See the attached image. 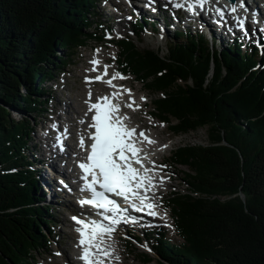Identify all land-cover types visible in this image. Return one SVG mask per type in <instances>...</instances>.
<instances>
[{"label": "trees", "instance_id": "16d2710c", "mask_svg": "<svg viewBox=\"0 0 264 264\" xmlns=\"http://www.w3.org/2000/svg\"><path fill=\"white\" fill-rule=\"evenodd\" d=\"M99 2L0 0V264H31L48 243L53 212L40 206L46 196L26 163L32 115L50 107L44 84L91 40H105L93 20ZM143 24L132 23L139 39ZM172 37L165 56L130 36L116 42L121 68L156 97L153 114L177 136L204 128L210 136L170 157L187 167L186 190L166 200L182 242L165 229L151 232L157 264H264V48L240 39L218 48L182 29Z\"/></svg>", "mask_w": 264, "mask_h": 264}, {"label": "rangeland", "instance_id": "374dc122", "mask_svg": "<svg viewBox=\"0 0 264 264\" xmlns=\"http://www.w3.org/2000/svg\"><path fill=\"white\" fill-rule=\"evenodd\" d=\"M123 0H100L99 2V10L98 15H93V20L100 21V28L99 32L102 33L105 37L104 42H97L95 40H91L86 47H83L80 49L76 60L73 62V64L70 67H66L65 70L61 71V73L57 76L55 81H51L49 83H45L44 86L48 87L50 91L52 92L50 95V107L48 108V111L45 113L42 117H35V114L32 115L33 118H35V131L32 136V146L34 147L36 144L38 145L39 151L38 154L35 152L34 149L31 151H28L30 157L35 158L37 157L38 160V166L40 169L41 164L44 162L45 158V152L43 151L45 147H47L50 150V146H46V142L49 144H54L56 142V139L53 138V132L56 133H66V128H69L67 124V119L70 118V116L74 117V120L76 124L80 125L77 127L78 133L81 135L86 132L85 129L83 130V124L82 119L78 118L77 115H73L72 112H69L66 105H70L69 97L70 95L76 97H80L81 94H83L87 97L86 103L90 102V100H93L91 102H94L97 100L98 95L100 93V86H94L90 84V78L86 76L87 73L91 70L92 65V59H95L96 57H99L101 60L105 61L109 67L113 68V70H116L117 68H120V65L118 63V47L114 42H111L109 40L113 39L114 41H117L119 38H122L125 36V33H127L129 36L134 38L136 44L141 50L151 49L158 51L162 56L167 55V47L169 41L172 40V32L169 33V36H167V40L165 38H162L160 35H152L153 29H152V18L145 16L144 21L147 24V26L150 28L147 32H144V35H141V39H138L135 35L131 33V20H134L136 17L133 16V10L130 9L129 13H124V16L120 17L121 11L117 8H120V2ZM256 3H258V0H254ZM128 0H126V3ZM119 5V6H118ZM128 8H131L129 5ZM120 12V13H119ZM132 15V16H131ZM168 16H172L173 20L175 21L174 16L169 13ZM99 17V18H98ZM120 17V18H119ZM168 18V17H167ZM117 20H121L120 24L117 23ZM139 20V18L137 19ZM253 20V19H248ZM151 25V26H150ZM95 26V25H94ZM158 29L161 32V27L163 26L162 23L158 24ZM262 24L256 23L254 27L249 23H244L242 26V37L249 36L251 39V42H254L253 39H255V42L257 43V40L261 34L264 32V28L261 30ZM200 28V26H198ZM196 27L187 28V26L182 25L181 28L186 30L191 29L192 33L199 31L200 29ZM123 28L119 31V29ZM157 29V28H156ZM171 29V28H170ZM170 29L167 27L166 32L170 31ZM124 31V33L122 32ZM209 36V34H207ZM254 35V36H253ZM225 36V35H224ZM230 40L231 37H228ZM228 38H225V42L223 45H227ZM217 39V47L221 48L223 45L219 44L222 43ZM247 41V40H246ZM102 53V54H101ZM107 60V61H106ZM86 64V65H85ZM88 64V65H87ZM84 66V67H83ZM117 67V68H116ZM88 69V71H87ZM84 71H87L86 73ZM85 73V74H84ZM84 74V76H82ZM79 77V78H78ZM124 77L123 81H125L128 84H123L124 87H128L127 85L133 84L134 90H130V93L133 94L135 91V97L139 101V106L135 104L133 108H131V111L124 112L122 116L128 117L129 121L131 119V123L133 122L138 126V128H143L142 130H147L148 132H151V127L147 125V123H153L155 125V128H153V131H158V135L160 139H162L166 144H164V148H167V151H163V149L159 150L160 156L158 161L161 164H158L159 170H163L164 173L161 175V180L164 182H161L159 186L157 187L158 191L161 190V194H159L153 201L157 205V215L159 218V227L165 226L167 227V233L168 237L175 239L176 241L182 242V239L180 237H177L176 231L172 218V212L169 208H166L164 205V201L167 199L168 195L174 192H184L186 190V184L183 181L184 174L183 171L187 169V167L183 166H172L169 162V158L172 156L170 149L173 146V149L175 150L178 146L184 145V144H203L207 145L210 140L208 128L201 129L197 132H192L190 134L184 135V136H174L171 129L168 128V124L161 123V119H155L151 111H153L154 104L152 102L153 98H156L155 96H152V93L147 90L143 86V83L141 81H136L135 76L132 74L122 76ZM129 77V78H128ZM109 78V77H108ZM80 80V81H79ZM82 86V87H81ZM99 87V88H98ZM93 88V89H92ZM99 89V90H98ZM96 90V91H94ZM92 92H95L97 94L91 95ZM99 93V94H98ZM97 95V96H95ZM161 96V93L156 94ZM153 97V98H152ZM93 98V99H92ZM144 98V99H142ZM81 99V97L79 98ZM96 99V100H95ZM132 102L135 103L134 98H132ZM142 107V113H138L139 109ZM137 107V108H136ZM140 107V108H139ZM85 113V107L83 108ZM132 114V112L138 113L135 118L130 116L129 113ZM128 113V114H127ZM127 114V115H126ZM88 115V113H87ZM141 116V117H140ZM12 117H16L17 119L21 118V115H18V113L12 115ZM138 117V118H137ZM81 120V121H80ZM134 120V121H133ZM81 122V123H79ZM145 124H144V123ZM51 123V125L49 124ZM143 124V125H142ZM148 127V128H147ZM53 128L55 129L53 131ZM168 128V130H167ZM60 135V134H59ZM74 141V140H71ZM73 143V142H72ZM170 143V144H169ZM167 146V147H166ZM52 150V149H51ZM55 150V149H54ZM34 151V152H33ZM57 151H61V148H59ZM162 152V153H161ZM36 155H35V154ZM28 165H30L32 162L27 161ZM73 168V167H72ZM72 168L64 169L65 172L67 171H73ZM66 174V173H65ZM42 176V174L38 173L36 174V178ZM165 179V180H164ZM44 191V190H43ZM45 193V192H44ZM46 196V194H45ZM244 197V195L242 194ZM47 198V197H45ZM233 198L230 197H221L223 201L229 200ZM69 199V197H68ZM59 200H55L53 202L46 201L43 202L40 206H50L52 207L53 213H50L49 217L52 220L53 227H50L52 232H47V238L48 243L45 245V249H42L36 256V259L32 261L31 264H67L71 263L70 260V246L68 244H73L74 241L70 238L71 232H73V226L70 219V214L75 209V207H65L62 204L58 203ZM39 204V203H38ZM67 222V223H66ZM75 237V236H74ZM121 239V240H120ZM123 239V240H122ZM117 245L114 247H111L109 251H112V253H116L119 250L123 252H127V254L121 255V258L125 261L126 264H145L144 261V255H148L151 257L152 261L150 264H157V261L159 260V255L157 254L156 250L154 249V238L146 236L143 230H135V229H121L120 230V236L117 240ZM120 246V248L118 247ZM118 247V248H116ZM125 257V258H124ZM52 260V261H51ZM121 263V261H120Z\"/></svg>", "mask_w": 264, "mask_h": 264}, {"label": "snow or ice", "instance_id": "6c2138e0", "mask_svg": "<svg viewBox=\"0 0 264 264\" xmlns=\"http://www.w3.org/2000/svg\"><path fill=\"white\" fill-rule=\"evenodd\" d=\"M206 2L210 0H195V5L201 9ZM175 7H183L181 4H176ZM194 11V7H193ZM235 11V8H233ZM94 63H99L94 61ZM105 74L107 72L105 71ZM117 77L123 79L124 77ZM115 78V77H114ZM102 79V77H97ZM110 84L111 81H108ZM144 99V98H142ZM128 107H132L131 104ZM90 111H93L91 123L89 127L94 129L89 133V138L92 141L90 144V154L87 156V161L90 163H81L79 167L84 170L87 176L95 178L94 183H98L104 191L97 192L92 184L88 187L92 189L93 199L81 201L82 204H92L94 207L104 209L106 212L118 213L121 209L117 202L109 199L105 193H114L116 196L124 197L128 200L129 197H135L143 204L146 197L141 196L138 189L145 186L144 182L151 185L152 178L147 175L149 169H144L141 173L140 169L133 167L132 158H136L141 149L135 147L131 137L136 134L134 128H129L123 123V119L117 116L119 105L113 104L108 96L99 97L97 103L91 105ZM144 139H148L143 132L138 134ZM155 143V141H149ZM80 144L84 146V139L81 137ZM126 155V154H129ZM135 163H140V160L135 159ZM133 207H137L133 204ZM146 207L149 209V215H156L152 211L154 205L148 203ZM143 210L137 207V211ZM111 219V225H104L95 220L85 221L73 217L77 224L81 225L76 229L79 234L78 247L81 248L82 254L79 259L84 261V264H103L99 259V254L108 253L101 247L103 244V235L112 233L115 230V225L120 223V218L105 217ZM87 230V231H86Z\"/></svg>", "mask_w": 264, "mask_h": 264}, {"label": "bare ground", "instance_id": "6f19581e", "mask_svg": "<svg viewBox=\"0 0 264 264\" xmlns=\"http://www.w3.org/2000/svg\"><path fill=\"white\" fill-rule=\"evenodd\" d=\"M129 1V0H128ZM136 1V0H135ZM217 1L218 0H210V4L212 5V6H214L216 3H217ZM219 1H221V2H224V3H226L225 1H222V0H219ZM123 2V1H122ZM249 2V0H244V4L245 3H248ZM155 8H158V6H156ZM222 8V7H221ZM226 8L228 9V11H229V14H230V19H231V21L233 20V17H237V16H242L243 15V10H244V6H242V4L239 6L238 4H236V5H234V6H230V5H226ZM233 8H235V11H233ZM248 10L249 11H252V12H255L256 10V14H255V16H257L256 17V23H260V24H262L263 22H262V20H263V18H264V13H262L261 12V7H259V5H258V3H256L254 0H252V2H251V4L248 6ZM120 13V12H119ZM161 13H163V11L161 12ZM120 18V17H119ZM242 18V20H243V16L241 17ZM248 19H253L254 21H255V18L254 17H251V16H249V17H247V21L245 20V23H249L250 22V20L248 21ZM233 21H235V20H233ZM231 24L233 25V27H234V23L233 22H231ZM241 23H237V27H239V25H240ZM243 26V25H242ZM238 30H242V28H239ZM261 33V32H260ZM263 34H264V32H263ZM168 36V35H167ZM260 37V36H259ZM224 40V38L223 37H221V39H219V41L220 42H222ZM102 54V53H101ZM107 61V60H106ZM86 65V64H85ZM88 65V64H87ZM84 67V66H83ZM117 68V67H116ZM120 69V68H119ZM87 71H88V69H87ZM87 71H84L85 73L87 72ZM89 72V71H88ZM84 73V74H85ZM84 74L82 75V76H84ZM87 75V74H86ZM79 78V77H78ZM129 78V77H128ZM80 81V80H79ZM91 84V83H90ZM125 84V83H124ZM126 84H128L127 82H126ZM125 84V85H126ZM134 84V83H133ZM133 84H129V86L131 87V88H133V90H134V86H133ZM123 85V84H122ZM128 86V85H127ZM144 87H145V85H143ZM82 87V86H81ZM99 88V87H98ZM93 89V88H92ZM84 90L85 89H83V94H81L80 95V97H81V99H79L78 97H76V96H74V94L71 96L70 95V97H69V100H70V105H66V107H67V109H68V111L69 112H72V114L73 115H77L78 116V118H80V119H82V126H83V130H85V129H89V125H90V118H89V115H87V112H88V109H89V105L86 103V99H87V97H85L86 95H84ZM99 90V89H98ZM100 92H106V90H107V88L105 87V86H101L100 87ZM131 90V89H130ZM94 91H96V90H94ZM136 93V92H135ZM94 94H97V93H95V92H92L91 93V95H89V96H93ZM99 94V93H98ZM101 95V94H100ZM105 95V94H104ZM134 95V94H133ZM95 96H97V95H95ZM99 96V95H98ZM135 97V96H134ZM93 99V98H92ZM96 100V99H95ZM135 100V99H134ZM90 101H93V100H90ZM137 102H138V106H139V101L137 100ZM89 103V102H88ZM85 107V113H84V110H83V108ZM141 107V106H140ZM139 107V108H140ZM137 108V107H136ZM128 110L129 111H131L132 109H130V108H128ZM126 113V112H125ZM129 113V112H128ZM127 113V114H128ZM131 113V112H130ZM129 113V115L131 116L132 115V117L133 118H135L136 117V115L138 114V113H142V107L139 109V112L138 113H136V112H132V114H130ZM126 114V115H127ZM123 115H125V114H123ZM129 117V116H128ZM141 117V116H140ZM124 118V117H123ZM138 118V117H137ZM129 120V119H128ZM67 121H68V125L70 126V130H71V133L72 134H74V135H76L77 134V132H76V129H77V127H79L80 125H78V124H76V122H75V120H74V117L73 116H70V118H68L67 119ZM81 121V120H80ZM130 121H131V119H130ZM134 121V120H133ZM79 123H81V122H79ZM123 123L125 124V122L123 121ZM133 123V122H132ZM144 123V122H143ZM136 124L137 123H135V125H134V123H133V126H136ZM145 124V123H144ZM126 125V124H125ZM140 125V124H139ZM138 125V126H139ZM143 125V124H142ZM147 125L148 126H150L151 127V132H150V136L151 137H153V139L155 140V141H157V142H159L160 144H166V142H164L162 139H160V137H159V133H158V131H153L152 129L153 128H155V125L153 124V123H147ZM138 126H136V128H137V130L138 131H140V130H142L143 128H138ZM148 128V127H147ZM57 136V133L55 134V136L54 137H56ZM170 144V143H169ZM48 147H49V145H48ZM167 147V146H166ZM32 149H33V146H32ZM59 149V148H58ZM167 149V148H166ZM55 150H56V148H55ZM55 150H51V148H50V150L47 148V147H45L44 148V152H45V158H44V162H43V164H41V166H40V174H42V176L40 175V177H38V181H39V184H40V189H41V193L43 192H45L44 194H46V201H49V202H53V201H55V200H59V204H62L63 206H65V207H69L70 206V204H71V206H72V203L70 202V199H71V194L70 193H66L65 191H64V188L66 187V188H69V187H71V185H69V183H68V174H67V172H65V161H67V162H71L69 159H68V154H67V151L68 150H70V151H72L73 152V154H77L78 153V151H77V147H76V145L74 144V143H69V142H67V144H66V147L65 148H63V149H61V151H55ZM47 153L49 154V156L47 155ZM162 153V152H161ZM158 156H160V154H158ZM157 156V157H158ZM156 157V158H157ZM158 159H159V157L157 158V160L156 161H152V160H150L149 162L150 163H152V167L151 168H146V169H149L150 171L148 172V173H150L151 172V170H154V167L156 166V165H158V164H161L159 161H158ZM38 160H36V162H35V164H34V167L35 168H39V167H37L38 165ZM145 164H147V162H144V163H142L141 165H142V167H146L145 166ZM70 167H75L74 166V164L73 163H71L70 164ZM66 173V174H65ZM151 178H152V176L151 175H149ZM161 182H164L163 180H160V181H158V180H155L154 181V178H152V183H151V185H149V184H147V186L149 187L148 189H147V191L150 193V196L149 197H151L150 199L153 201L156 197H157V194H158V189H157V187L159 186V184L161 183ZM44 190V191H43ZM143 195H147V194H143ZM148 196V195H147ZM68 197H69V199H68ZM46 203V202H45ZM73 207V206H72ZM157 214V213H156ZM67 223V222H66ZM119 236H120V234L119 233H117V234H115V236L110 240V241H108V243H107V248H108V250H110V248L111 247H114L115 248V246L117 245V243H114L113 244V242H118L117 240H118V238H119ZM70 238L72 239V240H74V232H71V234H70ZM121 240V239H120ZM123 240V239H122ZM119 243V242H118ZM69 246H71V244H68ZM118 247L120 248V246L118 245ZM118 247H116V248H118ZM123 254H127V252H123V251H121V250H119L118 252H116V253H113V255H111L112 256V260H110L109 261V263L110 264H126L125 263V261L121 258V255H123ZM124 256V255H123ZM125 258V257H124ZM52 261V260H51ZM120 261H121V263H120ZM47 264V263H46ZM49 264V263H48ZM50 264H52V262L50 263ZM55 264V263H54Z\"/></svg>", "mask_w": 264, "mask_h": 264}, {"label": "water", "instance_id": "95a60500", "mask_svg": "<svg viewBox=\"0 0 264 264\" xmlns=\"http://www.w3.org/2000/svg\"><path fill=\"white\" fill-rule=\"evenodd\" d=\"M225 1H227V2L230 3V4H235V3L238 2V0H225Z\"/></svg>", "mask_w": 264, "mask_h": 264}]
</instances>
